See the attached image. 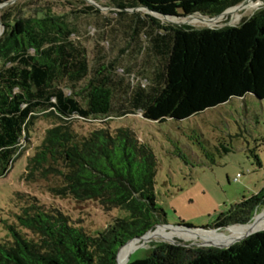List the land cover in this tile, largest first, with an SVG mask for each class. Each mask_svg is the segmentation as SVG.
<instances>
[{"label": "trees", "instance_id": "1", "mask_svg": "<svg viewBox=\"0 0 264 264\" xmlns=\"http://www.w3.org/2000/svg\"><path fill=\"white\" fill-rule=\"evenodd\" d=\"M34 1L39 5L31 10L0 9V176L34 132L35 120L45 117L53 123L33 143L23 181L48 183L57 196L95 200L104 211L124 209L127 216L94 236L61 209L18 193L17 225L26 231L9 226L11 237L0 240V264H116L121 246L166 224L154 192L157 159L131 128L104 125L82 133L75 123L135 112L152 121L183 120L234 97L263 99L264 6L218 28L162 24L136 11L117 48L140 61L134 65L144 78L133 86L116 73L113 59L97 53L91 64L87 48L72 38L77 29L68 13L98 14L88 0H73L81 7L67 13ZM93 1L112 3L121 17L138 8L213 17L244 0ZM262 208L264 187L219 213L209 228L247 224ZM185 244H155L127 264H264V230L228 248Z\"/></svg>", "mask_w": 264, "mask_h": 264}, {"label": "rangeland", "instance_id": "2", "mask_svg": "<svg viewBox=\"0 0 264 264\" xmlns=\"http://www.w3.org/2000/svg\"><path fill=\"white\" fill-rule=\"evenodd\" d=\"M44 1L57 11L81 7L73 0H43L41 3L44 4ZM249 1L251 6L231 10L214 20L192 17H203L197 13L171 21L178 23H173L174 25H189L194 28L236 25L242 17L250 16L264 6L262 0ZM86 2L94 6L98 14L83 16L68 13V19L77 29L72 38L79 40L87 48L91 64L97 53L104 55L106 59H113L116 73L136 86L144 78L134 65L136 61L140 64V61L138 58H129L127 52H118L117 48L123 45V41L119 39L122 38L124 26L135 20L132 15L136 11L142 15L151 13L145 8H138L128 10V16L121 17L119 9L110 2ZM9 5H22L26 10H31L39 3L34 0H15ZM155 15L162 24H172L163 16ZM52 123V120L45 117L35 120L34 132L30 138L22 140L19 154L0 176V240L10 238L9 226L18 224L17 214L22 206L18 193L30 194L43 203L61 209L94 236L112 225L116 218L127 216L124 209L104 211L95 200L78 201L70 196H57L48 189V183L28 184L23 181L27 156L33 153L31 147L41 139L44 130ZM104 125L111 129H133L138 138L155 154L157 173L154 192L158 206L164 211V221L175 228L190 230L188 233L177 232L173 240L184 244L211 241H205L194 231H210L213 228L209 227L219 213L248 199L264 187V98L258 99L252 94L234 97L183 120L166 119L158 122L144 119L139 112H135L125 116H112L105 123L98 120L77 121L75 129L86 133ZM252 221L253 218L247 224ZM234 226L239 225L229 227ZM175 228L163 227L158 231L163 232V236H168ZM227 229L228 227L222 228L218 232L227 234ZM17 230L26 231L18 225ZM196 239L198 240L194 241ZM162 242L165 240L161 238L141 240L129 253V261L147 256L155 244ZM213 244L229 245L218 241Z\"/></svg>", "mask_w": 264, "mask_h": 264}, {"label": "bare ground", "instance_id": "3", "mask_svg": "<svg viewBox=\"0 0 264 264\" xmlns=\"http://www.w3.org/2000/svg\"><path fill=\"white\" fill-rule=\"evenodd\" d=\"M248 1L249 0H247L245 3H243L241 5H236L234 7L229 8L227 11L224 12V14L226 12L231 11V10L234 11V10L243 8L247 4ZM218 16H213V17L192 16V17L203 18V19L206 18L209 20H214V19L218 18ZM164 18H166L167 21L170 23H176V22L169 20V18L170 19H177L174 17H164ZM176 24H178V23H176ZM208 26H212V25H208ZM163 227L164 226H159L157 228V230H153L152 232L150 231L151 233L148 232L141 240L146 241L147 239L161 238L162 240H165V241H172L174 236L177 234V232H180V231L184 232V233L190 232L189 229L183 230V229L171 227V228H175V229H173L168 236H163L164 233L161 231H158L160 228H163ZM168 228H170V227H168ZM260 229H264V212L261 214H257L255 216V219L250 224L228 227V229H227L228 233L227 234L222 233V232H214V231H206V230H195L194 232L197 233L198 236H200V238L205 239V241L211 240L208 242H202V243L199 242L200 244L211 245V244L218 241V242L228 243L229 245H231L232 242L234 243V241L236 242V240L238 241V239L241 240L247 234L254 232V231H257V230H260ZM212 239H214V241H212ZM141 240H135V241L129 243L128 245L124 246L118 254L117 264H125L128 254L130 253L131 250H133V248L136 245H138V243ZM197 240L198 239H196L194 241H197ZM212 246H216V245H212ZM220 247H224V246H220Z\"/></svg>", "mask_w": 264, "mask_h": 264}, {"label": "water", "instance_id": "4", "mask_svg": "<svg viewBox=\"0 0 264 264\" xmlns=\"http://www.w3.org/2000/svg\"><path fill=\"white\" fill-rule=\"evenodd\" d=\"M14 1L15 0H10V1H7V2H5V3H3V4H1L0 5V9L1 8H3V7H5V6H7V5H9V4H12V3H14ZM89 2H93V0H88ZM247 0H244L243 2H241L240 4H238V5H241V4H243V3H245ZM229 9V8H228ZM227 9V10H228ZM148 10V9H147ZM227 10H225V11H227ZM151 14L150 15H153V16H155V17H157L155 14L156 13H154V12H152L151 10H148ZM224 11V12H225ZM224 12L223 13H221L220 15H222V14H224ZM158 14V13H157ZM197 14V13H196ZM160 15V14H159ZM161 16H164V17H176V18H180V17H188V16H168V15H161ZM190 16V15H189ZM200 16H203V17H207V15H200ZM218 16V15H217ZM168 23H170V22H168ZM173 24V23H172ZM0 27L2 28L1 30H0V33H2L3 32V25H2V23H1V21H0ZM262 211H264V208L263 209H260V210H258V211H256L255 213H254V215H253V220H254V218H255V216L258 214V213H260V212H262ZM158 226H164V227H174V226H171V225H167V224H158L157 225V227ZM156 227V228H157ZM156 228L154 229V230H156ZM227 228V227H226ZM220 229H222V228H213V229H211L210 231H214V232H218ZM204 230H206V229H204ZM261 230H264V229H260V230H257V231H254V232H251V233H249V234H247L244 238H242L241 240H243V239H245L246 237H248L249 235H251V234H253V233H255V232H258V231H261ZM151 231H153V230H151ZM207 231V230H206ZM209 231V230H208ZM148 232H150V231H148ZM147 232V233H148ZM146 233V234H147ZM145 234V235H146ZM145 235H143V236H141V237H137V238H134V239H131V240H129L126 244H124L123 246H121L119 249H118V251H117V254H116V264H117V257H118V254H119V252H120V250L124 247V246H126V245H128L129 243H131V242H133V241H135V240H141ZM241 240H238V241H236V242H239V241H241ZM165 242H167V243H173V244H176L177 243V241L176 240H172V241H165ZM236 242H234V243H236ZM233 243V244H234ZM185 245H187V246H211V245H205V244H200V243H187V244H185ZM232 245V244H231ZM231 245H228V246H224V247H220V246H212V247H218V248H228V247H230ZM132 251V250H131ZM130 251V252H131ZM129 261V254H128V256H127V259H126V263L125 264H127V262Z\"/></svg>", "mask_w": 264, "mask_h": 264}, {"label": "crops", "instance_id": "5", "mask_svg": "<svg viewBox=\"0 0 264 264\" xmlns=\"http://www.w3.org/2000/svg\"><path fill=\"white\" fill-rule=\"evenodd\" d=\"M250 4H251V2H250V1H248L246 5H250ZM250 6H251V5H250Z\"/></svg>", "mask_w": 264, "mask_h": 264}]
</instances>
